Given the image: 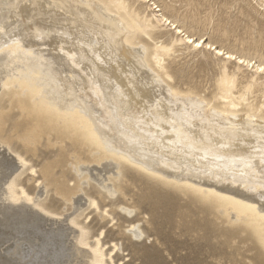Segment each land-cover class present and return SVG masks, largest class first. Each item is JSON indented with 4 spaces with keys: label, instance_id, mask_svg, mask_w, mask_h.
Returning <instances> with one entry per match:
<instances>
[{
    "label": "bare ground",
    "instance_id": "6f19581e",
    "mask_svg": "<svg viewBox=\"0 0 264 264\" xmlns=\"http://www.w3.org/2000/svg\"><path fill=\"white\" fill-rule=\"evenodd\" d=\"M148 1L0 0V264H108L104 230L92 239L81 219L98 207L83 187L131 202L129 172L234 227L229 247L250 244L264 262V49ZM201 49L217 60L210 89L175 67ZM40 147L54 156L36 165ZM51 191L62 211L45 203Z\"/></svg>",
    "mask_w": 264,
    "mask_h": 264
},
{
    "label": "rangeland",
    "instance_id": "374dc122",
    "mask_svg": "<svg viewBox=\"0 0 264 264\" xmlns=\"http://www.w3.org/2000/svg\"><path fill=\"white\" fill-rule=\"evenodd\" d=\"M155 1H157V4L154 6V1H148L147 3L152 5L153 11L156 12L157 16H160L166 10H164L162 3L158 0ZM163 1L166 5L178 9L182 8L180 13L187 10L190 16H194L198 20L200 18L201 22H207L212 18L214 22V26H212L215 29L226 31L230 35L229 42L231 44L241 42L248 49H264V7L259 6V0H190L192 3L186 8L184 6L187 0ZM143 3H146V1H140L139 4ZM210 12L211 15H209ZM204 19L207 21H204ZM230 21L232 22L230 23ZM173 29H171L172 33L176 31ZM214 35L219 37L217 32ZM201 51V54L198 53L199 50L189 54L184 52L182 55L184 58L181 57L175 67L184 71L179 74V77L185 78L184 81L189 77H194V83H204L207 89H210L213 76L217 71L213 67L214 62L217 60L213 52H208V49H201ZM235 62L233 60L231 63ZM231 63L229 66H231ZM243 71L246 73L253 72L251 68L247 69V67ZM39 156L38 159H33L36 165H41L46 159L53 157L54 152L40 147ZM34 176L38 181L40 180L39 173ZM69 176L70 178L73 177L70 173ZM128 177L136 183L135 187L129 185L126 189V193L132 198L131 202H126L120 194L115 195L113 198L105 196L104 199L101 198L99 195L100 187L97 183L94 184L95 182L83 187L86 193L93 194L96 197L98 207L96 210L95 208H89L85 212L84 218L81 219L83 222H87L86 225H89L92 239L97 237L101 230H104L101 246H104L108 264H264L262 260L255 256V251L249 252L251 249L253 250L250 244L245 245L237 242L231 248L229 247L226 239L221 234L227 233V235H230L234 227L218 226L214 223L212 217L201 214L199 208L192 205L188 199L136 172H129ZM31 178L33 176L27 172L22 181L34 193L38 191V188L37 183ZM70 184L73 185V182ZM44 200L46 204L54 208L57 207L58 210L62 211L65 208L61 198L56 196L54 192L52 194V191L44 197ZM133 204L138 205L135 213L129 214L126 210H121L124 206L128 207ZM103 208L107 211L106 216L102 212ZM139 222H141V225ZM138 224L145 232V236L143 235L141 238L135 237L133 233L135 228L131 229ZM112 245L116 246L114 250ZM239 249H241V255L238 254ZM109 251L110 253H108ZM109 254L110 259L107 258Z\"/></svg>",
    "mask_w": 264,
    "mask_h": 264
}]
</instances>
